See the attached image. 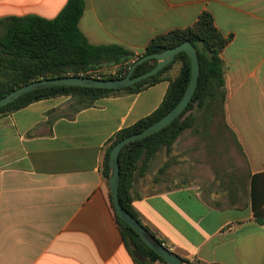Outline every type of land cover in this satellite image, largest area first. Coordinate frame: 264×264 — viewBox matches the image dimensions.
I'll list each match as a JSON object with an SVG mask.
<instances>
[{
  "label": "crops",
  "instance_id": "obj_1",
  "mask_svg": "<svg viewBox=\"0 0 264 264\" xmlns=\"http://www.w3.org/2000/svg\"><path fill=\"white\" fill-rule=\"evenodd\" d=\"M68 1L0 0V20L54 19ZM85 3L79 28L90 44L137 55L212 14L229 39L221 53L223 133L200 125L184 131L136 180L133 206L191 263L264 264V225L252 208L253 188L257 199L264 194V0ZM169 85L103 98L76 114L74 101L57 98L0 115V264H137L114 218L103 160L115 134L154 113Z\"/></svg>",
  "mask_w": 264,
  "mask_h": 264
},
{
  "label": "trees",
  "instance_id": "obj_2",
  "mask_svg": "<svg viewBox=\"0 0 264 264\" xmlns=\"http://www.w3.org/2000/svg\"><path fill=\"white\" fill-rule=\"evenodd\" d=\"M85 8V0H69L62 12L54 19L29 15L0 20V99L24 85L42 79L79 76L119 79V76L107 75L103 72V68L115 66L120 73L126 67L132 68L142 57L160 54L165 50L190 42L199 58L200 77L197 90L188 108L167 128L142 140L129 143L120 153V203L128 213L140 221L133 206L132 190L136 180L145 176L151 160L162 149L171 151L184 131L195 129L197 125L210 127L217 117L220 116L223 119L225 116L227 91L221 53L229 43V39L218 30L212 14L204 12L192 27L172 30L154 38L145 52L137 55L132 50L119 45L90 44L79 28ZM157 64L156 59L142 63L136 67L132 77L136 78L150 72ZM176 65L180 68L178 73L173 75L172 72ZM191 72V59L187 53L182 52L157 75L131 87L120 90L79 86L45 87L28 92L13 103L2 107L0 115L13 114L37 102L66 97L74 100L72 109L76 114L80 110L94 106L95 102L100 99L139 94L161 82L168 81L169 88L158 109L136 124L119 131L108 144L103 160L102 175L109 184V160L113 147L123 139L142 132L174 109L189 86ZM128 74L129 72L121 78L127 77ZM165 168L167 164L160 169V173ZM109 198L124 245L137 264L156 262L168 264L116 214L111 193ZM263 203L264 194L257 199L255 188H253L252 208L255 220L260 225H264V208H261ZM140 223L144 226L141 221ZM144 228L165 245L148 227L144 226ZM184 260L191 263L189 260Z\"/></svg>",
  "mask_w": 264,
  "mask_h": 264
},
{
  "label": "water",
  "instance_id": "obj_3",
  "mask_svg": "<svg viewBox=\"0 0 264 264\" xmlns=\"http://www.w3.org/2000/svg\"><path fill=\"white\" fill-rule=\"evenodd\" d=\"M182 52L187 53L188 56L190 57L192 64V72H191V80L189 86L186 92L184 93L182 99L180 100V102L174 107V109H172L167 115H165L158 122L152 124L142 132L127 137L122 141L118 142L113 147L110 153V160H109V166H110L109 186L112 194V201L115 205L116 214L124 222H126L129 226H131L140 236L143 242L151 250H153L156 254H158L162 259H164L168 264H191V263L186 262L178 254L171 251L164 244L160 243V241L156 237L150 234V232H148L144 228V226H142L139 220L134 218L121 206L119 199V188H120V177H121V167H120L119 157L121 151L129 143L136 140H142L167 128L175 120H177L188 108L197 90L199 77H200L199 58L194 46L190 42H185L175 48H170L168 50H165L160 54H152L142 57L133 65L129 74L125 78L100 79V78L79 76V77H63V78H55V79H42L24 85L0 99V109H1L2 107H5L13 103L19 97L25 95L28 92L45 87L79 86L84 88H97V89H114V90L124 89L157 75L161 70H163L169 64H171L175 59V57ZM152 59H156L158 61V64L153 70L139 77L136 78L132 77L134 70L136 69L137 66Z\"/></svg>",
  "mask_w": 264,
  "mask_h": 264
},
{
  "label": "rangeland",
  "instance_id": "obj_4",
  "mask_svg": "<svg viewBox=\"0 0 264 264\" xmlns=\"http://www.w3.org/2000/svg\"><path fill=\"white\" fill-rule=\"evenodd\" d=\"M114 68H117V67H115V66H105L103 69V72H105V73H107L108 71H110V70H112V69H114ZM179 65H176L175 66V69L173 70V75H176L177 73H178V71H179ZM66 98H68V97H66ZM71 101H74L72 98H70V102ZM221 122H222V118L219 116V117H217V119H216V121L214 122V124L212 125V127L214 128V131L213 132H219L218 130H220L221 131ZM222 132V131H221ZM223 133V132H222ZM232 141V140H231ZM245 245V244H244ZM247 245V244H246Z\"/></svg>",
  "mask_w": 264,
  "mask_h": 264
},
{
  "label": "built area",
  "instance_id": "obj_5",
  "mask_svg": "<svg viewBox=\"0 0 264 264\" xmlns=\"http://www.w3.org/2000/svg\"><path fill=\"white\" fill-rule=\"evenodd\" d=\"M131 67H126L122 72L119 73L118 68H114L110 71H108L106 74L109 76H119L120 78L127 74V72H130ZM102 79V78H100ZM230 231V229L226 230Z\"/></svg>",
  "mask_w": 264,
  "mask_h": 264
}]
</instances>
